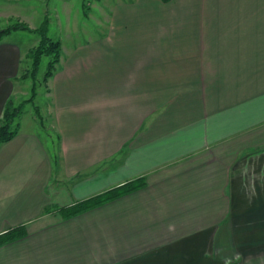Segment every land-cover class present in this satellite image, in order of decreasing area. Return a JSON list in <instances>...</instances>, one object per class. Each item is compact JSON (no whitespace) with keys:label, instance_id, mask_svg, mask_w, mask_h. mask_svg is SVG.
<instances>
[{"label":"crops","instance_id":"0c3cea01","mask_svg":"<svg viewBox=\"0 0 264 264\" xmlns=\"http://www.w3.org/2000/svg\"><path fill=\"white\" fill-rule=\"evenodd\" d=\"M106 32L65 54L59 40L56 148L33 117L0 144V235L23 231L0 264H264V0H120ZM10 34L0 117L31 48Z\"/></svg>","mask_w":264,"mask_h":264},{"label":"rangeland","instance_id":"374dc122","mask_svg":"<svg viewBox=\"0 0 264 264\" xmlns=\"http://www.w3.org/2000/svg\"><path fill=\"white\" fill-rule=\"evenodd\" d=\"M118 1L120 0H19L14 3L15 6L8 5V10L3 9V13L0 15V29L13 27L20 23L28 25L29 28H32L31 26L37 27L47 17L48 35L61 41L62 50L65 54L64 46L67 47L72 42L77 48L79 43L86 45L88 43L86 40L90 38H95L94 41L97 43L104 42L107 38L108 12ZM83 2L85 8L88 7L87 9L82 7ZM10 8L13 12L10 11ZM21 8L23 11L16 15ZM12 31L9 37L19 42L22 47L28 46L29 48L31 46L32 48L39 40V36L35 32L22 29ZM84 49L91 50L90 54L93 51L91 45ZM48 59L47 56L42 57L36 77L35 96L32 102L24 104L19 120L26 121L33 117L41 127L49 129L56 148L57 137L51 121L48 83L47 80L45 82L42 80ZM21 80H24L22 91L24 89L25 91L13 100L16 104L28 99L31 95L32 82L30 77Z\"/></svg>","mask_w":264,"mask_h":264},{"label":"trees","instance_id":"16d2710c","mask_svg":"<svg viewBox=\"0 0 264 264\" xmlns=\"http://www.w3.org/2000/svg\"><path fill=\"white\" fill-rule=\"evenodd\" d=\"M162 2H168L170 0H160ZM82 7L85 8L84 2ZM88 8V7H87ZM85 8V9H87ZM15 29L27 30L29 32H35L39 36L37 44L30 48L27 52V58L29 59V66L24 67L20 73V79L28 78L31 79V95L28 99L22 100L19 103H14L13 99L10 98L6 101L2 115L0 117V144L9 140L14 134L17 133L19 128V117L23 112V106L27 102H32L36 90V77L39 71L40 63L42 57L47 56L49 59L47 61L46 70L42 75V80L45 82L48 77H50L56 67V64L60 60L61 47L60 41L58 39H53L48 35V18L45 17L42 23L36 28H29L28 25L24 23L17 24L13 27H7L5 29H0V40ZM144 185L142 178L134 179L123 183L119 186L113 187L86 199L75 202L69 207H63L60 209V213L63 216L70 217L76 214L85 212L94 207L100 206L105 202L116 199L128 192H131L140 186ZM23 231L21 228L11 229L10 231L0 235V244L20 235Z\"/></svg>","mask_w":264,"mask_h":264}]
</instances>
